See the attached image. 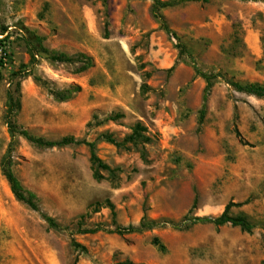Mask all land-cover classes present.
Here are the masks:
<instances>
[{"label":"rangeland","instance_id":"rangeland-1","mask_svg":"<svg viewBox=\"0 0 264 264\" xmlns=\"http://www.w3.org/2000/svg\"><path fill=\"white\" fill-rule=\"evenodd\" d=\"M160 14L177 39L149 0H0V163L8 122L49 141L95 142L113 171L96 180L87 147L38 149L16 135L12 170L39 211L15 200L0 170V264H264V99L230 85L264 86V0L185 3ZM30 34L93 67L76 74L78 63L33 57ZM193 65L219 75L201 121L205 81ZM70 85L81 90L66 102L49 92ZM115 114L122 118L106 120ZM137 123L147 143L118 149L100 138L122 142ZM226 206L252 231L193 221ZM142 221L158 226L113 233Z\"/></svg>","mask_w":264,"mask_h":264},{"label":"trees","instance_id":"trees-1","mask_svg":"<svg viewBox=\"0 0 264 264\" xmlns=\"http://www.w3.org/2000/svg\"><path fill=\"white\" fill-rule=\"evenodd\" d=\"M152 3V14L154 18H156L161 28L169 35L173 36L175 39H177L176 35L168 28L165 20L163 19L162 15L160 14V11L166 8H172L180 4L185 3H202L207 4L211 0H168V1H162V0H149ZM29 39L27 40L26 44L29 49L30 54L34 56H44L45 59H47L49 62L54 64H71V63H78L79 67L74 70L76 74L83 73L87 71L88 69L92 68L94 63L93 60L84 55V54H77L73 57L68 56L63 53H59L56 51H50L47 48H45L42 44V38L36 36V35H29ZM181 52H185V47L180 46ZM193 69L195 71V74L200 76L205 81V88L203 92L202 97V109L200 111L199 119L200 121L203 119L204 112L206 109V103H207V97L208 93L210 92V89L212 87V81L219 77V75H207L203 72H201L195 65H193ZM37 81H40V79H36ZM237 92L247 94L249 96H254L256 98L264 99V86L257 85V84H239V83H231L230 84ZM80 87L78 85H70L69 87L62 89V90H52L49 89L50 94L54 97V99L58 102H66L70 100L75 94L80 92ZM10 100V115L12 114L14 108L17 107L14 99L12 97L9 98ZM122 118V115L115 114L110 117H108L107 121H118ZM7 127L9 130V133L11 135V142L9 144V150L8 154L1 160L0 163V170L5 178V180L8 183L9 189L15 200L19 203H22L26 207H28L30 210L34 212H38V200L34 193L26 190L20 181L17 179L15 174L12 170V160L10 157V151L11 146L14 144V139L16 135L22 137L25 139L28 143L33 145L34 147L38 149H53V148H65L69 146H85L89 150L90 154V163H91V169L93 171V177L96 180L103 179V172L113 174V171L110 169L108 165L103 163V161L97 156L96 154V143L95 142H88L86 140H77L74 137H64L60 140L56 141H49L45 140L40 137H36L31 135L26 130H18L15 125L12 123L7 122ZM146 132V128H144L142 125L137 123L129 136H127L122 142L116 141L111 134H103L100 136V138L105 141L106 143H109L116 148H126L127 144H131L132 146H137L138 144L147 143L150 139L148 137H145L142 133ZM108 207L110 210H113V206L108 203ZM229 206H226L223 213L216 217V218H209V217H203V218H194L193 221L203 223V224H212L217 227L225 226V225H231L233 227H239L241 230L245 232H251L253 229V226L243 217H232L228 213ZM42 219L47 224V227L51 230H61V227L54 221L53 218L42 215ZM158 226V224L154 221L149 222H140V224L135 226H129V227H118L116 228L113 233L117 235H125V234H133V233H141L146 230H150L154 227ZM174 228L179 229V225H174ZM101 229L98 227L93 229H78L77 234L80 235H93L97 232H100ZM153 243L161 250H164V246L160 243L158 239H154ZM71 245L74 248L80 249L82 252H86V249L82 246L76 243L75 241H71ZM117 264H135L130 261H125Z\"/></svg>","mask_w":264,"mask_h":264}]
</instances>
